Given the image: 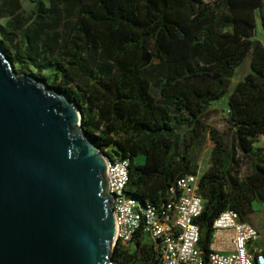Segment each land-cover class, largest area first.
Wrapping results in <instances>:
<instances>
[{
  "label": "trees",
  "instance_id": "1",
  "mask_svg": "<svg viewBox=\"0 0 264 264\" xmlns=\"http://www.w3.org/2000/svg\"><path fill=\"white\" fill-rule=\"evenodd\" d=\"M0 0V44L19 73L70 94L94 143L128 159L126 194L161 207L178 179L199 175L195 220L207 259L214 220L225 210L249 221L264 204V0ZM8 18L6 23L2 20ZM250 70L231 89V78ZM159 61L161 71L152 74ZM227 108V130L209 123ZM210 166L199 172L207 138ZM112 264H161L139 231L118 241Z\"/></svg>",
  "mask_w": 264,
  "mask_h": 264
},
{
  "label": "water",
  "instance_id": "2",
  "mask_svg": "<svg viewBox=\"0 0 264 264\" xmlns=\"http://www.w3.org/2000/svg\"><path fill=\"white\" fill-rule=\"evenodd\" d=\"M70 94L19 73L0 44V264H112V156Z\"/></svg>",
  "mask_w": 264,
  "mask_h": 264
},
{
  "label": "built area",
  "instance_id": "3",
  "mask_svg": "<svg viewBox=\"0 0 264 264\" xmlns=\"http://www.w3.org/2000/svg\"><path fill=\"white\" fill-rule=\"evenodd\" d=\"M257 145L264 148V134L258 137ZM129 166L128 159L112 156L106 170L107 191L114 196L116 243L121 241L133 246L135 236L143 231L155 242L161 264H264V247L258 244L259 229L241 220L231 209L214 220L211 251L207 259L204 258L199 247L200 227L195 221L204 206L198 193L199 175L188 174L178 179L176 187L172 188L173 192H178L175 199L156 207L143 205L126 194Z\"/></svg>",
  "mask_w": 264,
  "mask_h": 264
},
{
  "label": "rangeland",
  "instance_id": "4",
  "mask_svg": "<svg viewBox=\"0 0 264 264\" xmlns=\"http://www.w3.org/2000/svg\"><path fill=\"white\" fill-rule=\"evenodd\" d=\"M22 4V9L25 13H31L33 10V0H20ZM8 18L2 20L3 23H6ZM257 38L263 40L264 35L261 29V26L258 23L257 27ZM161 66L159 61H155L152 64V74L157 75L161 71ZM249 60L245 61L240 67H238L236 74L231 78V89L241 80H243L244 75L249 72ZM21 73V72H20ZM29 74H33L30 70L27 71ZM216 112L211 116L209 119V123L219 130H227L228 123H227V108L223 104H216L214 105ZM214 146L213 141L208 137L203 149L200 152L199 157V172L202 174L206 171L210 166V157L211 151ZM261 148V147H260ZM264 150V148H262ZM256 212L251 216L250 222L255 225L260 231V239L264 243V204H255Z\"/></svg>",
  "mask_w": 264,
  "mask_h": 264
},
{
  "label": "crops",
  "instance_id": "5",
  "mask_svg": "<svg viewBox=\"0 0 264 264\" xmlns=\"http://www.w3.org/2000/svg\"><path fill=\"white\" fill-rule=\"evenodd\" d=\"M228 235H230V232H226ZM258 244L262 245L264 247V243L259 239Z\"/></svg>",
  "mask_w": 264,
  "mask_h": 264
}]
</instances>
